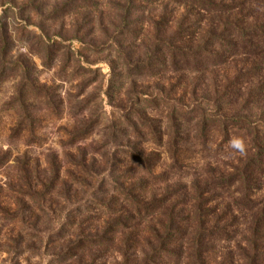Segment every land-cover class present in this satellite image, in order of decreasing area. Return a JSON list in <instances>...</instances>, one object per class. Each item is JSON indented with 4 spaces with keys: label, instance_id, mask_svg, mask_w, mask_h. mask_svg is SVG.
I'll list each match as a JSON object with an SVG mask.
<instances>
[{
    "label": "rangeland",
    "instance_id": "obj_1",
    "mask_svg": "<svg viewBox=\"0 0 264 264\" xmlns=\"http://www.w3.org/2000/svg\"><path fill=\"white\" fill-rule=\"evenodd\" d=\"M75 1L0 0V49L3 37L8 61L28 66L31 80L49 96L46 104L31 101L34 122L16 133L19 113L10 105L19 79L0 84V154L10 157L0 170V206L12 212L21 203L32 210L17 221L0 214V264H59L58 254L76 234L104 239L101 246L84 248L83 264H199L189 240L202 226L226 235L205 243L200 263L264 264V53L218 50L219 21L230 17L192 15L194 33L184 45L197 56L174 72L163 52L140 74L135 66L152 55L155 23L164 17L167 28L158 34L168 37L186 7L171 2L168 17L160 7L153 11L141 2L145 10L130 19L128 31L122 27L126 35L118 41L113 29L121 25L119 1ZM260 23L264 10L239 27ZM214 24L217 28H211ZM210 30L214 35L208 36ZM46 43L66 49L48 61L42 55ZM91 47L102 48V54H89ZM200 51L206 55L198 62ZM66 55L72 59L69 66ZM75 69L96 76L75 75ZM171 107L182 135L176 168L169 152ZM203 115L208 118L201 131ZM220 117L257 124L259 140L252 144V131L244 124L228 126L224 134L216 121ZM130 152L144 163L131 159ZM249 158L257 162L247 185L220 189L213 184L243 171ZM20 168L29 171L28 186ZM127 191L144 206L158 202L155 214L139 221L121 195ZM197 203L205 212L200 218ZM168 219L186 234L156 254L157 235L164 236ZM33 224L36 230L29 228Z\"/></svg>",
    "mask_w": 264,
    "mask_h": 264
},
{
    "label": "trees",
    "instance_id": "obj_2",
    "mask_svg": "<svg viewBox=\"0 0 264 264\" xmlns=\"http://www.w3.org/2000/svg\"><path fill=\"white\" fill-rule=\"evenodd\" d=\"M79 1L85 2V0H77L75 1L76 3ZM119 1V4L122 5L120 8V11L123 13L122 18H121V25L118 28H114L113 31H115V38L121 40V38H125L124 32L120 33L122 31V27L124 30L131 26V21L130 19L135 17L137 13H142L143 10L141 2L146 4L147 8H152L153 11H155L157 7L161 8L162 13H166L167 16H171V12H167L169 9V4L171 2L179 3L186 7V11L182 18L178 20V22L174 25V31L172 32L171 35L168 37L162 39L161 36L158 33H163L164 29H166L168 22L164 21V17L160 18V21L158 23H155V27H157V32L155 34V38L153 40V46L154 50L152 52V55L147 58V61L144 63V65H136L137 69L139 70L137 73L141 72L144 69L145 72L146 70H150V67L152 62L151 60L154 59L156 56L161 55L163 52L167 53V56L170 57V64L174 72H177L180 69L186 68V60L191 58H194L197 56V52L191 51L188 47V45H184L185 40L191 39L192 34L194 32H191L192 27L194 26V21H191L189 23V18H192V15H200V16H211V15H226L225 18H229L228 21L226 19H222L219 21V34L218 37L221 38L220 41L217 42V49H225L229 48L233 52L237 51L239 48L241 51L245 54H256V53H264V23H260L257 25H254L250 29H243L239 27L246 18L250 17L251 15L253 16L255 11H260L264 10V0H232L230 3H225L224 1L218 2L217 0H117ZM188 9V10H187ZM170 10V9H169ZM248 11L246 14H244ZM171 11V10H170ZM237 12L239 18L235 19L236 16L233 13ZM194 13V14H193ZM219 15V16H220ZM218 17V16H217ZM171 20V19H170ZM202 18H200V21ZM151 24H154L153 19L149 20ZM188 23V24H187ZM211 28H217V26L214 24L211 25ZM117 29V32H116ZM216 31V30H214ZM208 36L214 35L213 31L208 32ZM129 36V35H128ZM136 37V34H131V37ZM191 36V37H190ZM213 38V37H212ZM4 38L2 37V40ZM135 39V38H133ZM217 40L216 38H213ZM2 50L0 51V84L4 82L5 79L9 77H15L19 79L18 82V92L16 94V97L13 99V102L10 106V108L15 109L19 113L18 115V125L15 127V132L20 133L23 130H29L31 128L32 123L34 122V119L30 116L28 109L33 108L35 105L31 103V101H36V100H41L42 102H47L49 100L48 96V91L45 90L43 87H38L34 81L31 80V75L30 73L32 72L31 69L26 66L24 63L19 62L17 64H14V62L11 63V60L8 61V52L6 51V47H8V42L7 41H2ZM6 40V39H5ZM136 40V39H135ZM133 40L134 42H136ZM116 42V41H115ZM48 43V42H47ZM44 44L42 47V55L46 57L48 61H50V57L52 58V61L55 59V54L54 52L57 51L58 54H61L60 52H64L66 48L60 47L61 44H58L57 47H54L53 45L50 44ZM117 43V47L119 48V43ZM102 49V48H101ZM100 48L94 49L90 48L89 54L91 55H96L100 56L102 54V50ZM68 51V50H67ZM242 53V54H243ZM206 53L203 51L199 52V57H198V62L201 61L202 58ZM213 55V54H211ZM215 56V55H214ZM211 56V57H214ZM65 63L67 66L72 63V59L68 57V55L65 56ZM79 59V58H78ZM77 59V60H78ZM78 62V61H77ZM16 63V62H15ZM184 64V66H183ZM130 69L132 68L130 64L127 66ZM147 68V69H145ZM83 75L91 74L92 77L94 78L96 75L93 74L92 70H86L83 71ZM20 73V74H19ZM10 74V75H9ZM75 75H79L81 73H77V69H75L74 73ZM139 74V75H140ZM81 74V76H83ZM138 75V76H139ZM32 104V105H31ZM46 104V103H45ZM46 106V105H45ZM174 107H171V113H170V120L174 124V129L172 131V134H170V147H169V152L171 154L172 158V163L176 166L178 165L179 161V153L181 149L177 147V143L179 142V138L181 135L180 128L178 125L175 123V120L173 119L175 117V110L173 109ZM207 117V116H206ZM204 115L201 117L200 121V127L203 129L206 128V118ZM208 118V117H207ZM218 120L220 127L223 129L224 134L227 133V127L228 126H233L235 124H244L242 125V128H247L249 131H252V144L254 145L255 141L259 140V135L257 134V124H254L252 122L246 121V120H241V119H231V118H226V117H220L216 118V121ZM245 126V127H244ZM26 127V128H24ZM247 130V131H248ZM150 131H155L153 128H150ZM263 134H264V128L262 129ZM15 134V133H14ZM203 135V134H202ZM227 135V134H226ZM253 147H251L252 149ZM257 150H255L254 156L257 154ZM254 156L252 158H254ZM129 157L133 160L139 161L141 164L144 163L142 157L134 152H130ZM250 159L248 160L246 166L244 167L243 171H240L237 173V175L228 177V178H219L214 181V185L218 186V188L223 189L227 186H231L235 183H240L241 185L245 186L248 183V179L250 178V174L256 168V159ZM10 161V157L8 156V153H1L0 154V170L4 168L8 162ZM20 174L22 175L23 181L26 182V186H28V181H29V171L27 169L20 168ZM56 176V175H55ZM30 189V188H29ZM239 193V191H237ZM30 196H33L34 193H29ZM44 194L39 195L41 197ZM121 195L126 197L130 205L132 206L134 213H136V216H140L139 221L143 218L145 219L148 216H153L155 214V210L157 207H159L158 202H151L149 205H142L139 199L135 198L132 196L129 191L127 192H122ZM245 194L243 195V197ZM200 198H197L196 201L199 202ZM241 201V200H240ZM243 202V199L242 201ZM242 204V203H241ZM202 203H197L195 205V212L198 218L200 216H203L205 212L202 207ZM36 211H43V207L39 209H35ZM23 211L25 212H30L32 211L31 208L25 210L23 208V205L21 203L18 204L17 209H14L12 212L9 211L8 209H4L0 206V214H2L6 220H18L19 216L22 215ZM33 210V212H36ZM151 218V217H150ZM169 220V219H168ZM201 222V220L199 221ZM36 224V223H35ZM35 226V227H33ZM37 225H30L29 228L32 230H36ZM164 230V236L160 239L159 236L157 235V242H158V249L156 254H159L161 252V248L164 247V244H169V242L172 239H177L180 238L179 241H182L183 237L186 234L185 231L177 230V227L175 226V223L173 220H169L168 226L163 228ZM64 231V228L62 227L61 230L58 232L61 234V232ZM226 235L222 231H207L204 229L202 226V230L200 231V234L194 238H191L189 240L190 245L192 247V253H193V260L196 262H201L202 258V251L205 249V243L210 240H215L216 236L219 235ZM95 234V237H90V238H84L81 237L80 235L76 234L75 239L73 241H69L66 249L64 252L58 254V263L59 264H65L67 261H74V264H83L82 261L80 260V254L84 250V248L88 247H95V246H101V241L102 237H98ZM72 237V235H69ZM68 236V237H69ZM105 238V235H103ZM98 237V239L96 238ZM156 238V237H155ZM182 238V239H181ZM229 237L225 236V239H228ZM219 240V239H218ZM72 253L70 255L71 257L67 259L68 254ZM156 256V260H157ZM154 256L152 259L153 260ZM91 262V261H90ZM147 264V263H146Z\"/></svg>",
    "mask_w": 264,
    "mask_h": 264
}]
</instances>
